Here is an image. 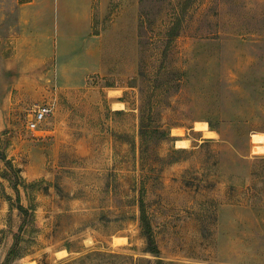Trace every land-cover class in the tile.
Here are the masks:
<instances>
[{"label":"rangeland","instance_id":"374dc122","mask_svg":"<svg viewBox=\"0 0 264 264\" xmlns=\"http://www.w3.org/2000/svg\"><path fill=\"white\" fill-rule=\"evenodd\" d=\"M24 1L0 0V149L36 183L12 264H264V0H93L89 29L42 0L37 60ZM13 175L0 159V264L23 221Z\"/></svg>","mask_w":264,"mask_h":264},{"label":"crops","instance_id":"0c3cea01","mask_svg":"<svg viewBox=\"0 0 264 264\" xmlns=\"http://www.w3.org/2000/svg\"><path fill=\"white\" fill-rule=\"evenodd\" d=\"M52 3L53 4L51 5V7L55 11L54 14L55 19L58 16V19L59 18H63L64 20L70 19V21H74V23H84L85 25H87L88 29L91 26L93 19V0H53ZM43 5L44 2L42 0H27L22 3L18 2V4H16V8H18L17 14H18L19 24L23 25L25 30L24 32L29 33V35L28 34L27 35L30 36V38L33 37V40L26 44L28 50L29 49L30 51L31 49L34 50V53H32L34 60H37L42 57L43 55L42 52H38V51H41L40 49L45 45L46 43L45 40H47V42L49 41L48 48L50 50L51 42L54 39L52 34L49 35L52 36L50 39V37L48 36L49 32H46V26L43 23L44 22L43 21L44 15L42 10ZM11 6L12 5H9V7ZM63 7H64V11L61 10V8ZM25 35L24 38L27 37ZM94 36H98V35H94ZM17 43L19 48L22 47L21 38L17 39ZM2 50L3 49L1 48V44H0V55L2 53ZM1 58L0 60H3ZM0 63L6 64V61L3 60L0 61ZM75 73L76 71L72 73L73 77L72 79H70V81H75L76 79Z\"/></svg>","mask_w":264,"mask_h":264},{"label":"trees","instance_id":"16d2710c","mask_svg":"<svg viewBox=\"0 0 264 264\" xmlns=\"http://www.w3.org/2000/svg\"><path fill=\"white\" fill-rule=\"evenodd\" d=\"M98 34V33H97ZM0 140H1V132H0ZM0 159L3 160L9 170L13 172V176L11 177V182L15 190L17 191V204L18 209L20 210L23 221L19 228V233L15 236V241L8 250L6 254V258L3 262V264H12L17 259L23 257L22 253V247H21V240L23 239V232L28 226H32L35 222L34 220V213L35 207H27L21 203V196H20V186H23L25 189H28L29 187L35 186L36 183L34 182H27L23 176L20 174L21 169L17 166H15L11 160V158L8 157L6 151L0 149ZM15 178V179H14ZM7 199L11 200V197L7 195ZM140 207H141V222L142 227L147 235L148 239V251L153 253L155 256L160 255V249L156 243L155 237L152 232V228L150 225V221L148 218V213L146 211L145 201L143 198L140 199ZM161 260V259H159ZM162 262V260L160 261Z\"/></svg>","mask_w":264,"mask_h":264},{"label":"built area","instance_id":"2783aa9c","mask_svg":"<svg viewBox=\"0 0 264 264\" xmlns=\"http://www.w3.org/2000/svg\"><path fill=\"white\" fill-rule=\"evenodd\" d=\"M33 110V115L28 120V127L30 129L38 128L53 113V106L50 103L36 104Z\"/></svg>","mask_w":264,"mask_h":264},{"label":"bare ground","instance_id":"6f19581e","mask_svg":"<svg viewBox=\"0 0 264 264\" xmlns=\"http://www.w3.org/2000/svg\"><path fill=\"white\" fill-rule=\"evenodd\" d=\"M196 128L198 130L203 131L207 136L213 137L215 135V132L213 130L209 129L208 124L206 122H198ZM253 142H255L257 144L256 147L258 149H257L256 152L264 151V145L258 144V143H263L264 142V134L254 133L253 134ZM179 145L181 147H187V142L185 140H179Z\"/></svg>","mask_w":264,"mask_h":264}]
</instances>
